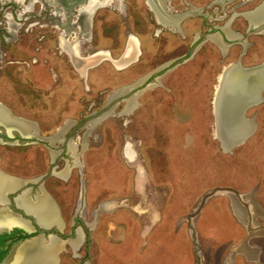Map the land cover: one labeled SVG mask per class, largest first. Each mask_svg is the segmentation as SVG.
Listing matches in <instances>:
<instances>
[{
	"label": "rangeland",
	"instance_id": "rangeland-1",
	"mask_svg": "<svg viewBox=\"0 0 264 264\" xmlns=\"http://www.w3.org/2000/svg\"><path fill=\"white\" fill-rule=\"evenodd\" d=\"M215 1L161 0L169 15H187L180 34L157 22L148 0H107L89 17L92 41L81 43L82 54L104 50L119 59L132 34L142 56L121 70L105 61L84 79L58 44L62 33L55 0H0V104L36 123L45 139L0 144V169L17 179L37 180L50 167L52 147L46 139L68 121L76 123L71 136L91 134L89 148L81 153L83 174L75 170L67 181L50 176L42 185L68 225L82 217L91 242L79 256L66 245L59 264H225L234 256L237 264L255 263L256 258L246 263L237 255L245 248H255V264H264V234L258 231L264 232L263 212L250 229L239 222L228 196L250 222L251 206L242 196L255 193L253 200L264 211V102L246 113L256 124L253 135L226 151L214 135L213 106L217 77L244 48L241 68L264 63V35L248 34L244 17L264 0L212 5ZM236 5L244 14L232 30L248 45L236 44L223 57L215 44L204 42L193 59L154 77L187 58L201 31L233 21ZM122 89H127L124 95L109 102ZM129 99L135 106L127 111ZM87 123L95 124L83 130ZM127 143L137 154L134 163L126 160ZM137 166L144 170L143 185ZM103 203L108 211L93 215Z\"/></svg>",
	"mask_w": 264,
	"mask_h": 264
},
{
	"label": "bare ground",
	"instance_id": "bare-ground-1",
	"mask_svg": "<svg viewBox=\"0 0 264 264\" xmlns=\"http://www.w3.org/2000/svg\"><path fill=\"white\" fill-rule=\"evenodd\" d=\"M53 1L54 0L51 1L45 0L46 4L47 2L53 3ZM106 1L107 0H55V4L53 5L54 7H56L55 15L59 21V25H60L59 30L62 33L60 37V42L58 43L60 45V49L62 50L63 53L69 56V58L72 61V64L84 79L88 78L89 70H91L96 65H99L105 61L112 62L114 66H116L121 70L137 62V59H139V56L141 54L138 45L139 42L137 38L132 34L129 36L128 43L126 44L127 47L125 52L119 59H114L110 52L104 50L92 53L93 55L91 54L89 55L87 53V55L85 56L82 54L81 52L82 50L80 49L81 43L90 42L92 37V24L90 21L91 19L89 17L93 16L94 13L99 8L104 6L106 4ZM83 2H85V4H82ZM148 7H151L150 9L157 17V21L159 24H162L166 28H170L173 32L181 33L179 23L183 18H181L179 15H175V16L169 15L171 17H165V16L163 17L160 14L161 12L158 10L157 6L155 5L153 6V3H151L149 0H148ZM244 17L249 20L252 26L254 25L259 26L263 24L264 3L258 8H255L254 11L245 13ZM263 32L264 30L262 31V33ZM225 33L228 35L229 38L242 39V36L233 34L232 32L231 33L228 32V27L225 28ZM212 40L214 41L215 44H217V46H219V48L222 51L224 52L226 51V49L223 48L224 46L219 41L217 35L213 36ZM234 68H235L234 64L226 66L223 69L222 73L219 75L217 79L218 83L216 84L215 87V95L213 100L214 101L213 106L215 107V118H216L214 135L221 142L225 151L229 149L227 148V146L234 147L237 144V141L239 140L236 138L237 136L239 137L241 135L240 139L242 137H244L245 139L247 136L250 138L256 130L255 123L251 119H248V117H246V113L250 108H252V107L249 108V105L255 103L256 100L258 99L255 97H250V96L248 97L247 95L243 96L242 92H240L239 90L240 80L234 77L233 73L236 74V72L233 73L231 72ZM126 91L127 89L120 90L115 95L109 98V102H111L114 98L117 97L119 98L123 96ZM131 100L132 99H129L128 101L130 102ZM133 106H135V104L133 105V101H131L128 104L129 110L127 111H130L131 107ZM6 113L7 114L9 113L8 108L0 104V117L7 118L5 115ZM21 123H23L24 126L26 127L25 132L26 130L29 131L30 129H33L36 126L34 123L29 122L28 120L26 121L22 120ZM74 123L75 122L73 123L69 121L66 122L65 126L58 129L57 134L54 136V139L60 140L59 137H63L64 135H66L68 130ZM95 123H93V125ZM91 126L92 125H88V130H90ZM83 138L85 141L87 139V135H84ZM77 142L78 141L76 142L71 141L69 147L71 149H76ZM124 154L126 160H128V162L130 163H134L136 161L135 159H137V154L133 150L132 145L129 143H127L126 145ZM54 157L55 155L52 158ZM136 170L139 176V183L143 185L144 183L143 167L137 166ZM58 175L64 177L66 175V170L63 171V173H59ZM7 178H13V177H9L7 175L3 176L0 171V194L16 189L17 186L21 183L19 181L20 179L16 180L17 178H15V180H9ZM228 196L231 199L233 210L235 211V214L239 222L243 223L244 225H248L250 229H254L255 228L254 223H256L255 218L257 219L259 213L261 216L263 215L259 205L256 203L255 200H253L254 197L241 195L242 196L241 200H245V202L248 201L249 202L248 205L251 206L250 217L252 218L253 216L254 218L251 225L248 224V220L246 219V213H244L242 209L243 207L241 208L239 206L238 202H236V199L233 196L231 195ZM1 201L2 200L0 198V205H4ZM17 203L18 206L23 208L27 213L36 216L38 222L42 226H45L47 228L49 226L59 225L60 227L59 226L58 227L61 229V221L59 217L58 207L51 199L47 197L46 198L40 197L39 204H35L32 201L22 202L20 201V199H17ZM5 210L7 209L4 210L1 209L0 219L7 221L9 220L12 221L17 219V217L13 215L15 213L10 214L7 211L4 212ZM105 210L108 211V203H103L99 207L98 211L94 213V215L98 216L99 213ZM262 218L264 219V216H262ZM258 231H261L264 234L262 230H258ZM78 232L80 235L79 238L76 241H71V245L73 248H76L78 246V243L81 242L84 237V234L80 230ZM261 232H259V234ZM57 243L58 241L54 239H52L48 244H45L43 241L38 242L36 248L32 250H27L25 252L23 257V262H24L23 264H51L52 262L50 261L51 260L50 258H52L54 252L58 247ZM244 251L246 253L247 250ZM252 251L254 252L253 256L256 257L257 251L256 250H252Z\"/></svg>",
	"mask_w": 264,
	"mask_h": 264
},
{
	"label": "flooded vegetation",
	"instance_id": "flooded-vegetation-1",
	"mask_svg": "<svg viewBox=\"0 0 264 264\" xmlns=\"http://www.w3.org/2000/svg\"><path fill=\"white\" fill-rule=\"evenodd\" d=\"M219 1L220 0H216L212 5L218 4ZM251 1H254V0H247V2H249V3ZM263 3H264V1L262 2V4ZM261 5H259V6H261ZM162 6H164L165 8L167 7V6L163 5V4H162ZM236 10H237V5L234 8L231 9V11H234V13L232 15V19L233 18H235V19H233V21L231 20L230 23H227V24L224 23L225 24L224 26L217 24L210 31H207V30L205 32H202L201 31L200 32V35H199L200 36V39L196 42L195 45H192L191 46V48H190L191 49V52L188 54V57L187 58L183 59L182 61H178L177 63H175V64H173V65H171L169 67H165L164 69H160L159 72H158L160 74L159 75L156 74L154 77L155 78L162 77L165 73L173 70L178 63L183 62V61H186V60H189V59H193L194 56H196V54H198L203 49V46L208 41H211L213 44H215L214 41L212 40L213 36H216L217 35L219 41L224 46L223 48L226 49V51L224 52V51H222L219 48V46H217V44H215L222 51L223 57L229 55L231 47L234 46V45H236V44H239V45H243V44L245 45L246 44V45H248L247 39L242 34L235 33L232 30L236 18L239 17L238 15H241L243 17V14H244V13L243 14H238L236 12ZM165 11L168 13V16L167 17H171V16H169V13L170 12L168 10H166V9H165ZM246 13H248V12H246ZM229 14H230V12H229ZM226 16H228V14H226ZM155 18L157 20V17L156 16H155ZM215 21L218 22L219 19H215ZM246 21L249 24L248 34H262V35H264V33H262V31L261 32H256L254 29H252V27H251L252 25H251V23L249 22L248 19H246ZM160 25L163 26L162 24H160ZM226 27H228V32H230V33L232 32L233 34L240 35V36H242V39L229 38L228 35L225 33V28ZM168 29H170V28H168ZM181 31H182L181 33L180 32H178V33L185 34L184 33V30H181ZM157 32L161 33L162 30L161 29H158ZM238 42H240V43H238ZM245 50L246 49H244V51L242 52V54L239 56V58L237 59L236 63H231V64H234L235 65V68H238V67L241 68L240 67L241 60L243 58V55L246 54L245 53ZM140 52H141V49H140ZM140 56H142V52H141ZM140 56H139V58H140ZM231 64H229V65H231ZM229 65H227V66H229ZM224 68H225V66L223 67V69ZM223 69H222V71H223ZM241 69H244V68H241ZM214 95H215V93H214ZM251 120H253V119L251 118ZM34 124L36 126L33 129H30L29 131L26 130V132L21 133V135H23V137H21L18 133H12L11 131L6 130L3 127L0 126V144H3V145L4 144H7L9 146H17V145H24L26 143L33 142V140H41V139H44L43 136H41L39 127L37 126L36 123H34ZM88 125H91V123L90 124L87 123V125L84 127L83 130H85V128ZM75 126H76V123H74L70 127V129L68 130V132H67L66 135H64L63 137H59L60 140H55L54 139V136L51 137V139L50 138L49 139H46V141L49 143V146L52 147V150H50V156L51 157H49V158H51L49 171H48V173L46 175H44V177L41 178L42 179L41 181H38L40 178L37 179V180H30V181L29 180H26L27 182H29V184L27 185V187L31 190L32 194H34L38 190L42 189V191H44V195L40 193V197H43V198H46L47 197V198L51 199L55 203V205L58 207L59 217H60V221H61V229L59 230V233L58 232L55 233L56 236H54V237H50V234L45 233L44 234V238L47 239V242H45L43 239L41 240L45 244H48L52 240V239H50L48 241V238H59L57 240L58 241V243H57L58 244V247H57L56 251L54 252L52 258H50L51 259L50 261L52 262L51 264H54L56 262L55 260L57 259V255L59 257V262H60V256L59 255L61 254V252L64 251L66 245L71 246V249L74 250L75 254L77 253V255L79 256V252L81 251V249L83 247H85L87 249V247L91 244V242L89 240L88 229L86 230V227L84 229V224H83L82 217L81 216H78V217L74 218L73 219V223H71V224L68 225V223L63 218V216H62V214L60 212V208H59L58 204L53 200V198L51 196H49L48 192L45 191L42 188V185H43V182L45 181V178H48L50 176L57 177V178H59L61 180H66L67 181L68 179L71 178V176H72V174H73V172L75 170H77V172H79L80 174H83L82 171H81V169L83 167L82 161H81V156H82L81 153L87 151V149L89 148V144H88L89 140H88V138L91 136V134L88 135V138H87V141H85V144H83L84 141H83V143H81V142L78 141L76 143V149H71L69 147L70 142L71 141L76 142L77 140H75V139L79 138L77 136H74V137L71 136L72 134H71L70 131L73 130V129H75ZM80 138H83V137H80ZM58 142H60V143H58ZM57 143L62 146V149L61 150L59 149V146H57ZM53 154L55 155L54 158H52L54 156ZM63 163H64V166H65L64 168H62L63 167ZM65 170H66V175L64 177H61V176L58 175L59 173H63V171H65ZM7 179H9V180H15L13 178H7ZM40 197L38 198V200L37 199L36 200H32V202L35 203V204H39ZM81 202H82V200L79 199V201H78L79 205L81 204ZM9 208L12 211H14V213L17 210L14 207L13 204H10L9 205ZM0 209H1V206H0ZM262 212L264 214V211L263 210H262ZM80 213L82 215L84 213V210H82ZM10 214H13V213H10ZM27 214H29V213H27ZM13 215H15L17 217L16 220H12V221L9 220V221H7V220L0 219V223H2V224L8 223V225H20L22 227L29 228V230H31V231H27V230H25L23 228H14L11 231H9V233L8 232H4V233H2L0 235V256L2 255L1 252H5L4 256L0 259V263L8 255H10L12 253L14 247H16L20 243H23V242H25L27 240H30V239H33V238H37L40 235L39 234V229L36 227V224L34 223V220L33 219H30V222L32 223V227H30L28 221L22 220V218H20L16 214H13ZM29 215H33V214H29ZM93 215H94V213H93ZM24 219L27 220L28 218H25L24 217ZM248 223H250L252 225V221L251 222L248 221ZM257 225L258 224H256V227H257ZM68 230H69V232H68ZM79 230L84 234V237H83V240L78 243V246L76 248H73L72 245H71V241H76L79 238V236H80L79 235V232H78ZM241 246H243V245H241ZM22 253L23 252L18 253V256H17L18 257V260L19 259L21 260V257L24 255V253L23 254ZM81 264H85V263H81Z\"/></svg>",
	"mask_w": 264,
	"mask_h": 264
},
{
	"label": "water",
	"instance_id": "water-1",
	"mask_svg": "<svg viewBox=\"0 0 264 264\" xmlns=\"http://www.w3.org/2000/svg\"><path fill=\"white\" fill-rule=\"evenodd\" d=\"M149 1L151 3H153V6L154 5L157 6L158 10L161 12L160 14L163 17L164 16L167 17V12L165 11V7L162 6L161 0H149ZM186 16L187 15H185L181 18H184ZM181 21H180L179 25L181 24ZM251 27L256 32H261L264 30V23L259 25V26L254 25ZM231 72L232 73L236 72V74L233 73V75L238 80H240V84H239L240 89L239 90H240V92H242L243 96L247 95L248 97L250 96V97H255L258 99V100H256L255 103L249 105V108L263 103V101H264V97H263V94H264V63H262L261 65H258L256 67L250 68V69H241L239 67L234 68ZM231 72H230V74H231ZM8 110H9V113H8L9 116L7 113L5 114L7 118L0 117V126L6 130L11 131L12 133H18L21 137H23V135H21V133L25 132L26 127L24 126L23 123H21V121L25 120V119L15 117L12 114V112L10 111V109H8ZM10 121H12V122H10ZM248 138H249L248 136L245 139H244V137H242L241 139L237 138L239 140L237 141V144L234 147L241 145V144H244L248 140ZM234 147H231L230 150H232V148H234ZM0 171H1L3 176L7 175L1 169H0ZM9 177H11V176H9ZM13 179H15V178L13 177ZM41 180L42 179L40 178L38 181H41ZM20 182L21 183L17 186L16 189H13L11 191L4 192V193L0 194V198L2 200L1 202L4 204V205H0L1 209H3V210L7 209L4 212L8 211V213H14V211H12L9 208V205L13 204L14 207L17 209L15 211V214H17L20 218H22V220H26V219H24V217L28 218L26 221L29 222L30 227H32V223L30 222V219L34 220L36 227L39 229L40 235L37 238L27 240L23 243H20L16 247H14L12 253L10 255H8L0 264H23L24 263L23 262L24 255L21 257V260L20 259L18 260V257H17L18 253L23 252L25 254V252L27 250H32V249L36 248L38 245V242H41L42 239L45 242H47V239L44 238L45 233L50 234V237H54V236H56L55 233H57V232L59 233V230H60V228L58 226H49L47 228L45 226H42L38 222L36 216L28 215L23 208L18 206L17 199H20V201H22V202H30L32 200H36V199L38 200V198L40 197V193L44 195V191H42V189H40L37 192H35L34 194H32L31 190L27 187L29 182H27L26 180H21V179H20ZM250 194H253L255 197V193H250ZM14 228H23L27 231H31V230H29V228L22 227L20 225H12L11 226V225H8V223H5V224L0 223V235L4 232L9 233V231H11ZM50 239L58 240L59 238H48V241ZM25 259H26V257H25ZM55 261L56 262L54 264L59 263L58 255H57V259Z\"/></svg>",
	"mask_w": 264,
	"mask_h": 264
},
{
	"label": "crops",
	"instance_id": "crops-1",
	"mask_svg": "<svg viewBox=\"0 0 264 264\" xmlns=\"http://www.w3.org/2000/svg\"><path fill=\"white\" fill-rule=\"evenodd\" d=\"M244 250H247L246 251V253H245V251ZM252 250H254V249H251V250H249L248 248H245V249H242L239 253L240 254H237V255H242V257H241V259H242V261H244V262H246V263H248L250 260H254L255 258V260H257L256 262H258V258H259V256H258V252H257V255H256V257L255 256H253V254H254V252L252 251ZM250 256H249V255ZM252 256V257H251ZM237 257L238 256H234V258H233V260H229V258H228V261L226 262V261H224L225 262V264H237ZM254 258V259H253ZM245 259V260H244ZM226 260H227V258H226ZM255 262V263H256ZM255 263H252V264H255ZM240 264V263H239ZM243 264H245V263H243Z\"/></svg>",
	"mask_w": 264,
	"mask_h": 264
},
{
	"label": "trees",
	"instance_id": "trees-1",
	"mask_svg": "<svg viewBox=\"0 0 264 264\" xmlns=\"http://www.w3.org/2000/svg\"><path fill=\"white\" fill-rule=\"evenodd\" d=\"M1 253H2V255L0 256V259L4 256L5 252H1Z\"/></svg>",
	"mask_w": 264,
	"mask_h": 264
}]
</instances>
